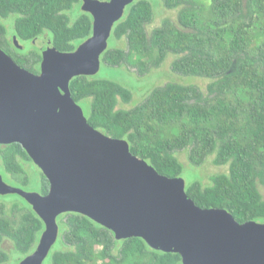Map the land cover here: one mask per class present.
<instances>
[{
  "label": "trees",
  "instance_id": "1",
  "mask_svg": "<svg viewBox=\"0 0 264 264\" xmlns=\"http://www.w3.org/2000/svg\"><path fill=\"white\" fill-rule=\"evenodd\" d=\"M160 1L178 10L177 20L166 18L148 32L153 4L136 0L112 32L116 40H126V48H108L102 63L135 66L144 74L174 54L172 71L210 80L206 89L170 82L125 109L118 106L132 102L129 87L116 79L79 76L70 83L72 97L84 104L91 126L127 140L131 152L162 175L182 177L185 167L178 151L188 150L193 166L214 156L213 163L228 166V172L213 175L208 185L199 179L186 185L189 197L203 209L228 211L240 224L264 223V0ZM80 4L0 0V48L38 74L42 55L32 42L48 39L59 51L73 52L92 36L90 14L82 11L75 19L69 14ZM11 16L12 35L5 23ZM14 37L31 43L30 50L17 49ZM29 163L33 161L20 144L0 145L5 180L29 185ZM41 176L39 192L46 195L50 185ZM7 203L0 202V264L11 260L4 242L13 245L20 263L35 250L45 229L28 203ZM58 224L60 247L52 251L49 264H182L179 254L153 250L142 238L118 241L110 230L78 213L60 215Z\"/></svg>",
  "mask_w": 264,
  "mask_h": 264
},
{
  "label": "water",
  "instance_id": "2",
  "mask_svg": "<svg viewBox=\"0 0 264 264\" xmlns=\"http://www.w3.org/2000/svg\"><path fill=\"white\" fill-rule=\"evenodd\" d=\"M135 1L82 0L92 36L73 52L45 39L38 74L0 48V145L20 144L50 185L46 195L28 192L0 174V195H19L45 224L19 264L44 263L66 213L90 218L118 241L142 238L153 250L179 254L182 264H264V223L240 224L226 210L199 207L182 177L160 174L127 140L95 129L72 97L71 81L99 73L113 28Z\"/></svg>",
  "mask_w": 264,
  "mask_h": 264
},
{
  "label": "rangeland",
  "instance_id": "3",
  "mask_svg": "<svg viewBox=\"0 0 264 264\" xmlns=\"http://www.w3.org/2000/svg\"><path fill=\"white\" fill-rule=\"evenodd\" d=\"M150 1L152 2L155 10V17L153 22L147 26L148 32H152L155 28L160 27L164 19L166 18L177 20L178 10L176 9L169 10L165 8L160 0H150ZM81 5L82 4L77 5L75 9L69 13L73 17V19H75L82 12ZM5 23L7 25V28L9 29V34L12 35L13 16L6 19ZM43 42L44 40L40 39L35 41V43L34 42L32 43L40 49L44 45ZM20 44H22L24 47H27L26 48L27 51H29L30 48L32 47L31 43L21 42ZM115 47L126 48V40L123 39L121 41H118L111 35L108 43V48H115ZM175 59L176 56L174 54H170L160 67L152 68L150 71L144 74L141 73L139 71V68L135 66L126 65L123 67L114 68V67H110L109 65H106L105 63H101V69L99 73L96 75V77L116 79L117 81L123 83L132 90L133 92L132 102L129 104H124L120 102L118 106V108H125V109H131L136 105H139L145 100V98L152 89L156 87L164 86L165 84L170 82L197 85L201 89L205 90L210 80L204 78H191L174 73L172 71V63ZM80 105L82 108L84 107L83 103H81ZM176 156L185 167L182 178L185 180L186 185H189L191 182H193L196 179H199L205 185H208L211 182V177L213 175L228 172V166H216L213 163L214 156H210L206 160V162L201 166L191 165V162L189 160L188 150L178 151L176 153ZM25 167L31 176V183L29 185L25 186L22 183L16 181H11L12 183L7 180L5 181L10 185H13L18 188H22L28 192H32V191L39 192L42 184V176L39 168L34 163H29V165L26 164ZM2 170L3 169L0 164V173L2 172ZM260 191L264 198V188L262 186H260ZM0 202H8L7 205L10 206L11 203H15V202L19 203L20 205H25L26 201L19 195L9 194L5 196L0 195ZM60 235L56 244L53 246L51 253L54 249L60 247V238H61ZM3 248L11 254V260L8 264H19V262H17V260L15 259L18 256L17 252L12 250L13 245L9 241L4 242ZM51 253L46 258L43 264L50 263Z\"/></svg>",
  "mask_w": 264,
  "mask_h": 264
},
{
  "label": "flooded vegetation",
  "instance_id": "4",
  "mask_svg": "<svg viewBox=\"0 0 264 264\" xmlns=\"http://www.w3.org/2000/svg\"><path fill=\"white\" fill-rule=\"evenodd\" d=\"M81 4H82V0H81ZM82 6V5H81ZM40 170V169H39ZM1 174V173H0ZM3 178H4V176H3ZM5 180V179H4ZM40 193V192H39ZM40 194H42V193H40ZM42 195H45V194H42ZM38 245V244H37ZM37 247V246H36ZM36 249V248H35Z\"/></svg>",
  "mask_w": 264,
  "mask_h": 264
}]
</instances>
